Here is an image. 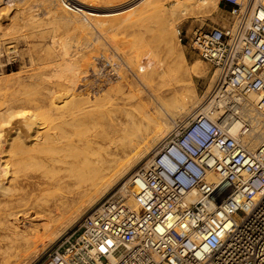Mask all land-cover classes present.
<instances>
[{
	"label": "built area",
	"instance_id": "1",
	"mask_svg": "<svg viewBox=\"0 0 264 264\" xmlns=\"http://www.w3.org/2000/svg\"><path fill=\"white\" fill-rule=\"evenodd\" d=\"M219 5L227 23L186 35L215 75L209 102L218 114L177 122L30 264H264V140L246 145L252 124L242 117L250 93L264 116V2Z\"/></svg>",
	"mask_w": 264,
	"mask_h": 264
},
{
	"label": "bare ground",
	"instance_id": "2",
	"mask_svg": "<svg viewBox=\"0 0 264 264\" xmlns=\"http://www.w3.org/2000/svg\"><path fill=\"white\" fill-rule=\"evenodd\" d=\"M155 1L157 2V10H154L158 14V17L156 16L158 19L156 20L160 22L159 35L162 42V50H164L166 57H156V53H151L153 57L148 59L145 68L146 70L143 69L137 72L134 69H130V75L123 72V74L121 73V76L122 80L127 82L129 87L133 88V85L140 84L148 90L152 87L151 82L154 80V77L159 76L162 79L167 78L168 80L165 79L164 84L167 86L168 93L170 94L161 96L150 90V94L148 93L147 96L138 94L134 95L133 93H130L131 89H121L118 95L110 97L108 104H99L96 106L87 105L85 102L90 100L91 92L96 93L100 90L102 91V88H104L105 85L107 86V83H113L112 85L114 87L118 80L115 79L114 76L112 77L109 75V77L106 78L107 83L102 80V85L96 87L92 84V86L86 85L87 83L85 86L84 84L82 85L80 78L81 74H78L80 72V65L78 66L77 61L73 59V56V58H71V55H68L70 53V51L69 53L67 52L69 49L66 51L63 47L60 54L57 52L56 57L52 59L53 64L46 66V68L51 70L52 78L54 77L53 80H51L53 81L52 86L41 88V90L39 89V92H35L34 95H31L30 97L29 108H32L31 105H33L37 112H34L32 109H26V111L22 109L21 111L25 112L22 113L21 116H24L25 118L18 123L17 121H13V117H15V113H12L13 111L6 114L10 109L12 110V108L6 107L4 108L5 111L3 109V111H0L3 112V115L6 114L5 116H8V118L10 117L9 119L7 118V120L12 124H9L10 126H7L4 129L1 128L2 130L0 129V136L6 134L5 137L10 138V142L8 143V146L10 147L6 149L7 153L9 152L8 154H11L9 157L16 156L18 153L26 154L42 144H53V149L55 148L53 151H50L51 154H49L48 151V154L45 155L34 154L29 156L30 159L40 162V166L39 163L38 166H35L36 168L38 167V170L40 169L37 171L39 174H25L23 177L19 176L18 172L12 169L17 166L15 163L18 161L12 162L7 159L1 162V160H4V157H0V204L3 203V206L0 208V230L4 233L2 236L9 240L7 247L1 248L3 249V264H11V258L15 259V264H30L48 246V244H44L43 238L48 232H52L58 237L63 231L68 229L78 216L81 215L83 204L84 206H88V208L95 204L117 183V181L125 177L134 165L143 160L147 154L158 145L164 136L172 131L178 121L173 119L174 116H171V119L168 118L169 120H167L165 126H162L158 121H155L157 117L156 115V118L152 116L150 112L151 107L148 109L149 106L152 105L156 111L158 110V119L161 120H164V116L159 109L162 108L163 110L164 106L157 107L156 104L153 103L154 101H158L159 104H161L164 100L163 98L168 96L167 98L171 99L172 102L174 101V115L177 116L179 114L181 116L185 114L186 116V114H188L186 121L188 120V117L194 118L205 111L213 117L218 114V112L211 107V101L209 102L208 100V103L205 102V105H199L200 100L195 97L194 92L181 86L180 81L182 80H186L193 75L200 77L202 59H198L192 67L190 66L191 70H189L185 64L184 55L181 53L177 54L172 47L170 48V36L174 33L173 24L170 18L165 16L167 9L165 8L163 0ZM261 1L264 2V0ZM156 2H154L155 5ZM76 3L79 2L76 1ZM151 3H153V1ZM174 3L173 14L180 13L181 15H185L188 13L192 15L196 13L193 11L196 9L200 11L201 9L206 10L210 7H217L218 0H175ZM138 4L137 6L129 4L132 7L128 8V12H139L138 15L140 16L137 17L136 14L134 16L135 18L132 17L136 23L141 19H147V12L149 13V10H151L149 0H140ZM67 8H69V6ZM76 9L79 8L75 7V10ZM79 10L81 12V9ZM82 11L85 12L84 10ZM72 13L74 12L72 11ZM64 16L68 17L67 19L72 22L81 23L83 20L75 13L70 16L69 14L68 16ZM186 18L188 17L186 16ZM91 20H93V18ZM87 26L88 24L86 27ZM148 28L149 27H147V29ZM90 29L91 28H89V30ZM98 39H100V37ZM48 46L49 44L47 47ZM67 47L65 46L66 49ZM145 47L147 46L145 45ZM49 48L47 50H49ZM121 52L123 54L122 49ZM136 53L138 54V51ZM142 53L140 52V54ZM128 56L132 58L131 55ZM135 57L139 56L136 55ZM132 62L133 65H136L134 64V61ZM2 70H4V68H2ZM37 71L38 72L35 75L37 76L38 81H42L41 76H43L46 70L45 68L40 67ZM104 75H102V77ZM214 79L215 75L211 76L210 74V88H212ZM5 81H7V79H0L1 90L5 88L4 86H8ZM90 82L95 83V81ZM113 87L111 89H113ZM256 99L257 96L253 93H250L247 98L243 99L244 108L242 111V117H248L252 124L250 132L246 136H243V140L250 149H256L264 140V116L256 110ZM190 107L192 108L190 109ZM135 109L139 110V113H136ZM40 114L42 116L44 114V116L47 117L46 122L50 121L48 123L50 130L53 127L61 128L60 133H47L46 126V131L44 130L45 128L43 129L41 127L42 129L38 128V130L36 127L37 130L30 134L32 127L40 126L41 123L39 124L37 122L39 119H36L42 117ZM168 114L171 115L172 113L170 114L168 112ZM40 120H45V118H41ZM170 120L172 125L171 123H168ZM95 121H100L103 125L101 127L95 126V124L94 126L91 125ZM156 123L158 125L160 124V126L155 128V126H157L155 125ZM63 126H65V128H63ZM241 128L242 121L241 119H238L232 125L231 130L233 133H238ZM143 129V132L133 136L136 130ZM42 130H44V132ZM29 137H33L30 142H34V144H30L32 145L30 148L27 147L29 142L27 141V138ZM64 137H68L69 139L63 141ZM19 138H21L22 145ZM19 142L21 146H19V144L18 146L20 147L19 150H21V152H12L11 149L13 148L11 147H14L13 150H15L18 148L16 145ZM13 143H16V145L13 146ZM3 151L0 150V153ZM28 161L31 162L30 160ZM25 162L22 164H25ZM13 164H15L14 167L10 168V165ZM26 166L27 165H25V169ZM32 167L34 166L32 165ZM26 170H28V168ZM207 177L213 181L218 180V175L213 172L208 173ZM126 184L127 189L131 190L128 186V181ZM55 187L58 190L52 199L47 200L44 204H38V202L34 201L39 194L49 191L52 192L51 189ZM29 197L30 199H28ZM18 199L21 200L19 201ZM129 202L132 206H135L132 196L129 197ZM10 217H12L13 221L9 220ZM1 218H3V222H1ZM42 221L43 224H41ZM64 222L65 224L61 228H58V226ZM37 244H43V246H45L41 250H38L36 249Z\"/></svg>",
	"mask_w": 264,
	"mask_h": 264
},
{
	"label": "rangeland",
	"instance_id": "3",
	"mask_svg": "<svg viewBox=\"0 0 264 264\" xmlns=\"http://www.w3.org/2000/svg\"><path fill=\"white\" fill-rule=\"evenodd\" d=\"M76 1L79 3L81 1L82 2L79 4V3H76ZM137 1L139 2L140 0H84V1L75 0V2L74 0H0V52H2L0 53V63H1L0 65H2L0 66V69L2 70V68H4V70L2 71L0 70V79L1 78L7 79V81L5 82L8 85V86H4L5 88H3V90L0 89V111H3L4 108L6 107L12 108V110L10 109V111H8L6 114H8L9 112L11 113L13 111L12 113L13 114L15 113L14 114L15 117H13L15 120L13 119V121H17L18 123H20L21 120L22 121L24 120L25 117L21 115L22 113L26 111V109H32L34 112H37V110H35L33 105H31L32 108H29L30 100H31L30 97L31 95L33 96L35 92H39L41 88H47V87L52 86L53 81L51 80H53L54 77L52 78L51 70L46 68V66L53 64L52 59L56 57L57 52L60 54L63 47H64V50L66 51L69 49L67 51L68 53L70 51L68 55H71L70 56L71 58L74 57L73 59L77 61L78 66L80 65L79 66L80 72L78 74H81L80 78H81L82 85L84 84L85 86L86 83H87L86 85H89V86L95 85V87L102 85L101 84L102 80L106 81V78L109 77V75L112 77L114 76V78L118 80V82L115 83L114 87L112 85L113 83L108 84L106 81L107 86L105 85V87L102 88L103 89L102 91L100 90L99 92H96V93L93 92L94 94L91 92L90 100L85 102V104L87 105L96 106L99 104H108V101H110V97L118 95L121 89H125V90L131 89L130 93L131 94L133 93L134 95L138 94V95L147 96L150 90L151 92L160 94L161 96L170 94L168 93L167 86L164 84V80L165 79L168 80L167 78L162 79L159 76L154 77V80L151 82L152 87L150 90L144 88L140 84L133 85V88L129 87V85H127L128 83L122 80L121 73L123 74V72H125V74L130 75V72H131L130 69H134L137 72L143 69L146 70L145 68H146V63L148 62V59L150 57H153L151 53H156V57H161V58L166 57L164 50H162V42H161V38L159 35L160 22L156 20L158 19L157 18L158 14L154 10V9L157 10L156 8L157 2L155 0H149L151 10H149V13L147 12V19L146 18L141 19L137 21L136 23L134 21V18H135L134 16L136 14H137V17L140 16L138 15L139 12L138 11L128 12V8L132 6H137L138 4ZM152 1L153 3H151ZM219 1L220 0H218V5L215 8L210 7L206 10L201 9L200 11H198V9L193 10L196 13L192 14L193 15L192 16L191 14H188V13L185 15H181L180 13L173 14L172 11L175 6L173 4H175L174 3L175 0H169V1L163 0L165 8L167 9L165 16H167V18H170L173 24V31H174L173 35L171 34L170 36L169 46L170 48L172 47L177 54L181 53L182 55H184L183 57L185 59V64L189 70H191V67L196 63L198 59H201V58L200 56H198L196 52H194L188 46L187 41H186L187 40L186 35L190 36L193 30L199 25H202L204 29H208L218 23H221V24L227 23L228 13H225L221 10L220 7L222 5H219ZM154 2H156V5ZM129 4L131 5L133 4V5L131 6ZM68 6L69 8H67ZM75 7L76 8L78 7L79 9H81V12L79 9H76L77 10L76 11ZM82 10H84L86 13L83 12ZM72 11L75 14H77L79 18L83 19L81 23L69 21V19H67L68 17L64 16V15L68 16V14L69 16L71 14H74L72 13ZM80 14L81 16L83 14V16L81 17ZM87 15L89 18L87 17ZM186 16L188 18H186ZM63 17L65 18V20ZM91 17L93 18V20H91L92 19ZM87 24L88 26L86 27ZM141 24L143 27L141 26ZM146 26L149 28L147 29ZM88 27L91 29L89 30ZM99 37L100 39H98ZM180 37H182V41H180L179 39ZM63 43L66 45H64ZM48 44L49 46L47 47ZM12 45H15V46H12ZM145 45L147 47H145ZM65 46L67 47V49L65 48ZM114 47H115V50H114ZM48 48L50 51L47 50ZM121 49L123 51V54L121 52ZM137 51L139 55L136 53ZM140 52L141 53L143 52L142 53L143 55L140 54ZM110 53L111 54L113 53V54L111 55ZM128 55H131L132 58H130V56ZM136 55L139 57H135ZM132 61H134V64L136 65H133ZM40 67H43L46 70L43 76H41L42 81H38L37 76L35 75L38 72L37 70ZM200 71H201L200 77L193 75L192 77L187 78L186 80L180 81V83L183 88L186 87V89H189L194 92L195 97L200 100L199 105L200 104L205 105L206 103H208V100L211 99L210 65H208L205 61L202 60ZM102 75L104 76L102 77ZM90 81H95L96 84ZM38 83L41 85H39ZM111 86L113 87V89H111L112 88ZM167 97L168 96L163 98L164 100L162 102L160 101L161 104H159L158 101L153 102L156 104L157 107L164 106L163 110L162 108L159 109L164 116V120L158 119L159 118V115H157L158 110L156 111L153 108L154 106L152 105L149 106L148 109H150L151 107L150 112L152 116L154 118L157 117L155 121H158L162 126L163 125L165 126V123H167V120H169L168 118L171 119L173 116H174L173 119H176L175 121H178V122L180 121L187 122L188 120L192 119L188 117V120L186 121L188 114H186V116L185 114L181 116L179 114L178 115L176 114L177 116H175L174 115L175 111L173 110L174 101L172 102V100ZM191 108L192 107H190V109ZM22 109H24L25 111H21ZM167 111L170 114L171 113L172 114L169 115ZM135 112L139 113V110L135 109ZM0 113L2 114L3 112H0ZM1 114H0V129L1 128L4 129L7 126L9 127L10 126L9 124L11 123H9L10 121L7 120L8 116H5L6 114L5 115L2 114L3 116ZM40 116L42 115L40 114ZM41 118L42 119L45 118V120H40ZM46 118L47 117H45L44 114L42 117L36 118V119H39L37 121L39 124L40 123L42 124L44 121L45 122L42 125L40 124V126L32 127L30 134L33 133L38 128L44 129L46 126H47V131H46V128L44 130L47 133L53 134L54 132L56 133L58 132L59 134L61 131V128L59 129V128L53 127L54 129L51 128L50 130L48 126V123L50 121L46 122ZM157 123L155 124L157 125L155 126V128L160 126V124L158 125ZM168 123H171V120L168 121ZM94 124L95 126H98V127H101L103 125L100 121H95L91 125L94 126ZM63 128H65V126H63ZM44 130L42 131L44 132ZM143 131L144 129L136 130L133 136H136V134H139L140 132H143ZM5 136L6 134H4L3 136H0V150L3 151L5 149L4 150L5 152L3 151L0 153V157L2 156L4 157V160H1V162L7 159L11 160L12 162L18 161L19 163L17 162L15 164L19 167L15 166L16 167L15 168L14 167L15 164H13V165H10V168L14 167L12 169L16 170L18 172V175L21 177H23L25 174L34 175L37 173V171L40 170V169L38 170V167L37 168L35 167V166H38V163L40 166V162H38L37 160L36 162L30 159L29 156L34 155V154L36 155H45L48 153L51 154L50 151H53L55 149V148L53 149L54 147L53 144L51 145L42 144V145H39L36 149L31 150L30 152H27L26 154H20L18 152H21V150H19L20 148L19 146L22 145V142H21V138H19L21 145H20V142L17 143V145L16 143H13V146L16 145V147H18L15 150H13L14 147H11L13 148L11 149L12 152H17L18 154L16 156L9 157L11 154H8L9 152L7 153L6 149L10 147L8 146V143L10 142V138L5 137ZM32 139L33 137L27 138V141H29L27 147L29 148L32 147V145H30L31 143L34 144V142H30L32 141ZM68 139H69L68 137H64L63 141H67ZM147 156L143 160H145ZM28 160H30L31 162H29ZM143 160H141L139 163L134 165L132 169L128 172V174L125 177L121 178L119 181H117V183L111 189L113 188L114 190L119 189L122 182L127 180V178L129 177L131 172L134 170V168L138 164H140ZM24 162L25 164H22ZM25 165H27L26 169L28 168V170L25 169ZM32 165L34 167H32ZM57 190L58 189L55 187L51 189L52 192L49 191V192L41 193L38 195V197L35 198L34 201L38 202V204H44L47 200L52 199L54 194L57 193ZM28 199H30V197ZM18 200L20 201L21 199H18ZM2 206H3V203L0 204V208ZM86 209H88V206H84L83 204L82 213ZM1 219H2L1 222H3V218ZM9 220L13 221L12 217H10ZM41 224H43V221L41 222ZM64 224L65 222L59 225L58 228H61ZM0 226H1V223H0ZM48 233L46 236L43 237L44 244L46 245L47 244L49 245L52 242V239L54 241V239L57 238L54 235V233L52 232H48ZM2 235H4V233L3 231L0 230V264H3V261H2L3 249L1 248H6L7 245L9 244L8 242L9 240H7V238H4ZM44 246L43 244H37L36 249L41 250ZM11 260H12L11 264H15L14 263L15 259L11 258Z\"/></svg>",
	"mask_w": 264,
	"mask_h": 264
}]
</instances>
